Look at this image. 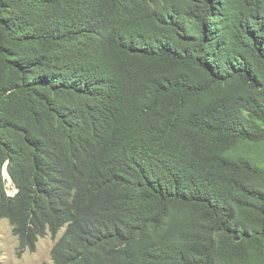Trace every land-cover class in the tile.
<instances>
[{"label":"trees","instance_id":"1","mask_svg":"<svg viewBox=\"0 0 264 264\" xmlns=\"http://www.w3.org/2000/svg\"><path fill=\"white\" fill-rule=\"evenodd\" d=\"M3 218L44 264H264V0H0Z\"/></svg>","mask_w":264,"mask_h":264},{"label":"rangeland","instance_id":"2","mask_svg":"<svg viewBox=\"0 0 264 264\" xmlns=\"http://www.w3.org/2000/svg\"><path fill=\"white\" fill-rule=\"evenodd\" d=\"M11 194L15 193L14 185L7 183ZM55 239L51 234L41 237L35 250L22 249L18 236L7 218L0 221V264H44L52 262V248Z\"/></svg>","mask_w":264,"mask_h":264},{"label":"clouds","instance_id":"3","mask_svg":"<svg viewBox=\"0 0 264 264\" xmlns=\"http://www.w3.org/2000/svg\"><path fill=\"white\" fill-rule=\"evenodd\" d=\"M8 164H9V161H7L5 164H4V166H3V170H2V175H3V178H4V180L6 181V188H7V192H8V194L10 195V196H15L16 194H17V192L19 191V189H18V187L16 186V184L14 183V181H13V178H12V176H11V174H10V172H9V169H8ZM8 181L10 182H12L13 183V185H14V189H15V193H13V194H11L10 193V191L8 190V187H7V183H8ZM8 219V218H7ZM9 220V219H8ZM2 221V220H1ZM11 223V222H10ZM12 225V224H11ZM13 227V226H12ZM48 235V234H47ZM17 236V235H16ZM44 237V236H43ZM41 238V237H40ZM39 238V239H40ZM39 241V240H38ZM55 242H56V240H55ZM38 243V242H37ZM55 244V243H54ZM54 246V245H53Z\"/></svg>","mask_w":264,"mask_h":264}]
</instances>
